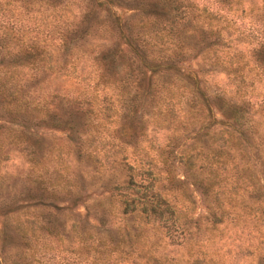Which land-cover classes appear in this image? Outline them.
Here are the masks:
<instances>
[{"label": "trees", "instance_id": "trees-1", "mask_svg": "<svg viewBox=\"0 0 264 264\" xmlns=\"http://www.w3.org/2000/svg\"><path fill=\"white\" fill-rule=\"evenodd\" d=\"M215 1L225 11H236L240 2ZM11 3L31 8L27 13L47 11L52 19L38 39L43 23L33 37L23 38L17 18L0 16V119L43 120L38 105L26 98L30 87L39 88L38 72L66 76L69 64L83 55V41L102 30L105 44L90 51L95 79L86 86L100 87L104 96L110 89L116 96L128 95L118 117L119 133L127 139L122 144L132 142L134 150L146 123L168 135L155 158L162 172L148 158L132 173L136 167L127 164L123 147L116 158L119 152L111 153V144L110 154H104L107 166L122 164L127 174L101 195L100 226L91 227L95 237L77 225L80 213L71 220L63 214L69 219L66 228L57 215L63 208L42 204L48 211L43 215L22 206V218L14 217L6 231L1 229L0 264H54L43 239L55 242L57 253L91 264H264V101L255 102L251 93L264 77V29L244 59L241 34L232 37L227 26L218 28L215 14L192 0H79L71 21L64 0H5L0 7ZM260 8L264 14V0ZM121 66L140 75L130 94V85L121 81ZM219 72L229 80L224 86L212 84ZM50 98L44 116L52 127L66 126L68 140L94 137L88 132L95 127L91 100L53 92ZM145 99L147 119L132 110L141 101L143 108ZM109 111L102 104L97 113L105 120ZM76 118L82 120L81 132ZM124 127L130 130L126 135ZM1 131L10 142L27 139L23 130L3 126ZM58 184L54 180L39 194L51 200L60 192L63 197L76 194L71 188L55 189ZM104 215L117 220L114 230L101 221Z\"/></svg>", "mask_w": 264, "mask_h": 264}, {"label": "rangeland", "instance_id": "rangeland-1", "mask_svg": "<svg viewBox=\"0 0 264 264\" xmlns=\"http://www.w3.org/2000/svg\"><path fill=\"white\" fill-rule=\"evenodd\" d=\"M4 1L5 0H0V3L3 4ZM64 1L67 5L65 9L67 20H74L77 16L75 15L74 17V13L78 10L75 6H77L79 0ZM192 1L195 2L198 7L204 5L207 11L215 14V17L218 19L216 22L215 18V23L218 28L227 26V30H230L233 34L231 35L232 37L241 34L244 42L239 45V48L242 49L246 45V49L242 50L243 58L246 59L249 55V47L255 46V41L260 37V31L264 29V21L262 20L264 14L260 8L262 0H240L239 4L236 6L238 8L236 11L232 9L226 11L225 9L219 10V4L215 0ZM250 6L252 8L251 10H249ZM126 8L131 7L126 6ZM240 8L243 9V11H240ZM30 9L31 8L22 10L18 7V4L15 3H11L7 6L1 5L0 16H4L5 19L17 18L18 24L20 25L18 31H20V34L23 33V38L33 37L37 31L38 24L43 23L42 26L40 25L37 34V38L40 39L49 31L50 25L48 22L52 18L51 15H47V11L42 15H37L35 12L27 13ZM124 12H126L125 14L128 13L127 10H124ZM10 14H12V16H9ZM40 16L43 18H40ZM220 33L223 34L222 31H220ZM104 36L102 30H96L92 32L90 37L83 41L84 43L82 47H80L83 55H81L76 62L69 64L72 65L71 67L74 69V74L71 72L70 66L68 67L66 76H55L49 72H38L37 80L39 81V88L35 89L34 85L30 87L26 98H28V100L33 99L34 103L38 105L41 112L40 117L43 118V120L33 118L29 123H18L20 121H14L12 123L5 121L6 119H0V124L3 123V126L13 127V130H23L26 134L25 136H27V139L10 142V140L5 137V133L1 131L3 130V126L0 128V236L1 229L6 231V228L9 227L14 217L22 218V206H26L31 213H42L44 215L48 213V211L43 208L42 204L46 206L52 204L53 206L63 208V211L58 212L57 215L59 217V222L66 221V228H68L69 219H72V215L80 213L81 221L79 220L77 225L83 224V226H85L84 230L92 232L93 237H95V232H93L92 229H95L99 225V220H97L100 217L99 210L101 204L104 203V198L101 197V195L106 196L104 194L111 184L120 185V183L125 180L127 174L122 164L107 166L108 164H106V162H108V160H105L104 154H110L109 149L111 144L114 146L111 148V153L116 151L119 152L115 155L116 158H119L122 154L118 148L120 146L123 147V154L126 155L125 160L127 164L136 167L131 170L132 173H134L137 167L142 165L148 158L155 162L154 170L156 172H162L159 170L161 165L155 158L159 150L163 148L168 132L152 123H146L144 125L143 134L136 138L137 144L134 150L133 147H131L132 142L129 141V145L122 144L123 141L121 140L127 141V139L119 133L120 124L122 122L118 117L121 115L123 108L127 105V103L123 104L122 102L125 100V96L128 95L124 94L123 97H119L116 96L115 90L110 91V89L106 91L107 93L104 96L100 87L93 91L86 86L92 83L96 75L95 67L91 60L92 53L90 51L93 50L94 52L98 49L95 45L102 46L105 44V41L102 39ZM50 50L54 55L58 56L53 46H50ZM233 54L234 53H229L231 56ZM53 59L55 58L53 57ZM57 59L58 57L55 60ZM121 67V81L124 84L127 83L130 85L127 88L130 94L131 87H134L133 82L138 80L136 78H139L140 75L137 74L135 70L131 71L128 66ZM75 75L78 77L82 76L84 79L79 81L75 78ZM146 75H148V73H146ZM23 79H26V77ZM228 81L226 76L222 72H219L213 77L212 84L224 86ZM26 85L28 84L26 83ZM252 87L251 93L254 95L253 100L258 102L263 99L264 101V77L262 76L261 80ZM52 92L56 94H65L71 98H75V96L78 95V99L92 101V117L95 122V127L88 130L89 133H94L92 139H90L89 135H81L80 137L78 135L77 137L73 135L74 137L68 140L66 126L52 127L51 123L45 118L46 116H44L46 110L50 109L49 102H51L50 94ZM143 102V108H141V101L140 106L132 110L135 111V109H137L136 114L142 112V115L147 119L149 113L147 107L148 100L145 99ZM102 104L110 108L108 118L105 120H103L102 114H99L100 112L97 113ZM83 108H85V106H83ZM58 115L62 118L64 117L60 113ZM74 123V126H78L76 127L78 128V132H81L83 130V127H81L82 120L76 118L74 119ZM17 124H19L18 128L16 127ZM69 124H72V122ZM126 124L128 123L126 122ZM123 130L125 135L130 131L127 127H124ZM27 134H30V136ZM54 180L59 182V184L54 187L55 189L71 188L76 194L70 197H63V193L60 192L59 198L56 200H51L44 196L42 197L38 189L42 187H47L49 189ZM191 193L193 197H195V192L193 191ZM195 205L197 206L195 209L196 213L199 210L198 202H196ZM63 214L70 216V218L66 219ZM74 218L76 220V217ZM100 219L112 230L117 226V220L107 217V215H104V217ZM56 223L57 221L55 224ZM41 241L46 244V247H44L46 254L47 256L53 257L50 262L54 264H56V261H61L62 264H91L89 260L77 259L73 255L57 253V244L53 241L50 242L48 239H43ZM66 244L67 242L64 241L63 245ZM48 246L51 247V250L48 249ZM69 246L75 248L74 243H71ZM236 264H248V262L238 261Z\"/></svg>", "mask_w": 264, "mask_h": 264}]
</instances>
